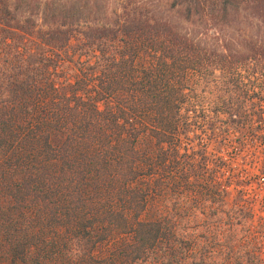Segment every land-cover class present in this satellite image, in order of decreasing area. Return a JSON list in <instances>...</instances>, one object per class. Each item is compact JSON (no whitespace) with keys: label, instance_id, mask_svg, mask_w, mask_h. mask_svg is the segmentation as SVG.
I'll return each instance as SVG.
<instances>
[{"label":"trees","instance_id":"obj_1","mask_svg":"<svg viewBox=\"0 0 264 264\" xmlns=\"http://www.w3.org/2000/svg\"><path fill=\"white\" fill-rule=\"evenodd\" d=\"M170 7L203 33L0 0V264H264L241 195L183 144L198 122L264 143V43L206 41L264 0Z\"/></svg>","mask_w":264,"mask_h":264},{"label":"rangeland","instance_id":"obj_2","mask_svg":"<svg viewBox=\"0 0 264 264\" xmlns=\"http://www.w3.org/2000/svg\"><path fill=\"white\" fill-rule=\"evenodd\" d=\"M92 1L99 10V23L112 24L117 19L122 20L127 15L135 14L141 17H153L160 21L167 20L179 31L190 36L204 31L201 25L184 21L179 12L170 7L171 0ZM251 13V9L241 12L238 19L230 26L217 25L215 29L213 27V34L208 35L215 34L213 37H217L218 40H206L207 43L219 47L222 41L233 50L242 49L240 45L245 41L264 43V20L251 16ZM263 92L264 90L259 89L250 90L251 95ZM198 125L196 135L187 136L183 144L192 148L195 143L197 147L200 145L206 149L210 167L215 170L217 177L226 180L229 185L228 201L233 203L242 193V202L244 194L256 208L262 206L261 204L264 205V143L252 138V130H230L221 136L218 131L210 132L203 122H198ZM260 231L264 256V225L261 226Z\"/></svg>","mask_w":264,"mask_h":264},{"label":"built area","instance_id":"obj_3","mask_svg":"<svg viewBox=\"0 0 264 264\" xmlns=\"http://www.w3.org/2000/svg\"><path fill=\"white\" fill-rule=\"evenodd\" d=\"M245 184L247 185V183H245ZM241 195H242V193H241ZM243 198H244L243 205L249 211V213L251 214V218H252L251 219L252 235L260 243V247H261V245L263 244V241H262V233L260 231V228H261V226L264 225V205L261 204L262 206H260L259 208H256L253 205L252 201L248 198V196H244V194H243ZM261 251H262V249H261ZM262 254H263V252H262Z\"/></svg>","mask_w":264,"mask_h":264}]
</instances>
